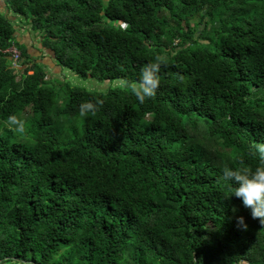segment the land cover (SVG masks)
I'll return each instance as SVG.
<instances>
[{
  "label": "trees",
  "instance_id": "obj_1",
  "mask_svg": "<svg viewBox=\"0 0 264 264\" xmlns=\"http://www.w3.org/2000/svg\"><path fill=\"white\" fill-rule=\"evenodd\" d=\"M0 3L18 17L0 10V120L27 126L0 128V264H264V225L219 180L264 141V0ZM20 23L81 79L160 56L156 94L51 83ZM85 99L102 104L81 118Z\"/></svg>",
  "mask_w": 264,
  "mask_h": 264
},
{
  "label": "clouds",
  "instance_id": "obj_2",
  "mask_svg": "<svg viewBox=\"0 0 264 264\" xmlns=\"http://www.w3.org/2000/svg\"><path fill=\"white\" fill-rule=\"evenodd\" d=\"M163 62L160 56H155L143 65L136 79L121 81V85L128 89L138 104H144L156 94L159 86L158 73ZM101 104L99 99L81 101L78 105L79 116L84 118L86 114L97 111ZM0 128L19 138L27 135L25 119L14 112L0 120ZM250 154L256 159L255 167L244 165L242 161V166L239 167L226 165L222 168L219 180L230 189L229 197L238 198L241 206L249 211L251 218H258L259 223L264 225V141L252 144ZM236 224L241 229L247 228L243 216L236 217ZM60 259V254L54 253L50 256L48 264H59Z\"/></svg>",
  "mask_w": 264,
  "mask_h": 264
},
{
  "label": "rangeland",
  "instance_id": "obj_3",
  "mask_svg": "<svg viewBox=\"0 0 264 264\" xmlns=\"http://www.w3.org/2000/svg\"><path fill=\"white\" fill-rule=\"evenodd\" d=\"M0 10L3 11V13L13 20L14 22H18V17H16L11 11H9L3 3H0ZM17 31L20 33V39L22 42L30 41L31 42V48L30 53L33 57V59L37 60L39 63L44 65L46 69V75L47 80L51 83L55 84L54 81L58 80L60 82L67 81L71 83L73 86L82 87L87 89L88 91H99V92H108L111 88L121 87V81H114V82H102L98 79L88 78V79H81L77 76L73 75L71 72H69L66 69L58 68L53 60L50 58L49 53H44V55L41 54V52L38 51L39 48H42L40 41L38 40V37H36L37 33H33L30 31V26L26 25V23H20ZM30 39V40H29ZM14 67L16 69H21L20 64L16 63L14 64Z\"/></svg>",
  "mask_w": 264,
  "mask_h": 264
},
{
  "label": "built area",
  "instance_id": "obj_4",
  "mask_svg": "<svg viewBox=\"0 0 264 264\" xmlns=\"http://www.w3.org/2000/svg\"><path fill=\"white\" fill-rule=\"evenodd\" d=\"M7 52L10 53L13 62L16 63L20 60L21 53L17 50V47L15 45L11 46Z\"/></svg>",
  "mask_w": 264,
  "mask_h": 264
}]
</instances>
